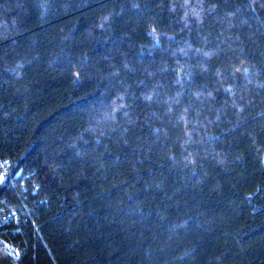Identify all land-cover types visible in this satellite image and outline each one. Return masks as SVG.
I'll list each match as a JSON object with an SVG mask.
<instances>
[{"label":"trees","instance_id":"trees-1","mask_svg":"<svg viewBox=\"0 0 264 264\" xmlns=\"http://www.w3.org/2000/svg\"><path fill=\"white\" fill-rule=\"evenodd\" d=\"M0 159V264H264V0H0Z\"/></svg>","mask_w":264,"mask_h":264},{"label":"built area","instance_id":"built-area-1","mask_svg":"<svg viewBox=\"0 0 264 264\" xmlns=\"http://www.w3.org/2000/svg\"><path fill=\"white\" fill-rule=\"evenodd\" d=\"M4 162H2V160L0 159V165H2ZM8 166V165H7ZM0 177H2L3 179H0V186L3 185L6 181V170L5 169H0ZM12 215H15L16 212H12Z\"/></svg>","mask_w":264,"mask_h":264},{"label":"snow or ice","instance_id":"snow-or-ice-1","mask_svg":"<svg viewBox=\"0 0 264 264\" xmlns=\"http://www.w3.org/2000/svg\"><path fill=\"white\" fill-rule=\"evenodd\" d=\"M0 179H3L2 177H0Z\"/></svg>","mask_w":264,"mask_h":264}]
</instances>
